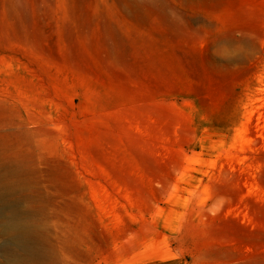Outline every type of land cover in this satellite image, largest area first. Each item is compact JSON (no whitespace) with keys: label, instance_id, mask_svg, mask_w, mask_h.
I'll use <instances>...</instances> for the list:
<instances>
[{"label":"rangeland","instance_id":"rangeland-1","mask_svg":"<svg viewBox=\"0 0 264 264\" xmlns=\"http://www.w3.org/2000/svg\"><path fill=\"white\" fill-rule=\"evenodd\" d=\"M152 248L264 264V0H0V264Z\"/></svg>","mask_w":264,"mask_h":264},{"label":"bare ground","instance_id":"bare-ground-1","mask_svg":"<svg viewBox=\"0 0 264 264\" xmlns=\"http://www.w3.org/2000/svg\"><path fill=\"white\" fill-rule=\"evenodd\" d=\"M6 231L11 234L10 236L15 245L25 249L29 256L37 253L36 242L33 239L32 224L28 222L24 223V221H20V218L13 215L6 223Z\"/></svg>","mask_w":264,"mask_h":264},{"label":"crops","instance_id":"crops-1","mask_svg":"<svg viewBox=\"0 0 264 264\" xmlns=\"http://www.w3.org/2000/svg\"><path fill=\"white\" fill-rule=\"evenodd\" d=\"M149 250H151L148 253L149 256L147 254L137 256L136 261L139 263L136 264H177L174 258H164V253L161 248H152Z\"/></svg>","mask_w":264,"mask_h":264}]
</instances>
